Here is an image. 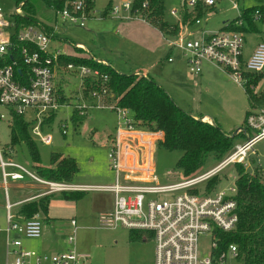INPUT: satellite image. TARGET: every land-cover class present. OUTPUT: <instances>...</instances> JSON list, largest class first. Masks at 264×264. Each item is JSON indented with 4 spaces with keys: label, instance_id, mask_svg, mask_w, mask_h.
<instances>
[{
    "label": "built area",
    "instance_id": "1",
    "mask_svg": "<svg viewBox=\"0 0 264 264\" xmlns=\"http://www.w3.org/2000/svg\"><path fill=\"white\" fill-rule=\"evenodd\" d=\"M197 0H181L178 7L168 10L176 30L172 35L160 31L171 48L177 49L183 58L187 72L197 75L203 62H208L226 72L241 85L249 98L264 94V84L248 79L245 72H261L264 68V40L257 43L248 57L243 59L245 38L240 32L229 30H198L193 36L182 20L181 9H191ZM212 5L214 0H202ZM22 1L14 7L13 13L22 14ZM61 24L68 23L83 27L91 18H103L102 11L95 9L94 0H62L60 7L46 6ZM147 7V0L134 6L132 0H111L106 17L118 20L138 19L149 24L141 8ZM233 7L238 9L237 2ZM259 10L254 12V20L260 18ZM195 19L193 24L199 23ZM240 23V21H239ZM2 27H8L3 32ZM13 21L4 20L0 15V54L10 52V30ZM58 26L36 18L24 25L15 34L21 42L17 55L23 64V74L17 67L18 60L11 59L0 65V119H9V109L23 117L29 112V131L32 138L50 144L51 134L43 133V126H49L55 113L64 108L76 110L85 115L91 108H106L115 114L113 132L107 141V166L113 173V180L107 184L76 183L64 180H47L34 175L22 164L12 160L11 146L0 148V177L4 187L8 180L21 179L27 175L44 186L43 194L87 191H108L112 194V205L107 211L98 213L101 225L115 227L120 225L128 230H142L150 233L153 242L151 264H230L237 259V247L230 243L220 250L219 232L233 230L238 222L236 184L206 190L207 181L224 173L229 165L241 162L244 166L247 152L258 140L264 139V106L253 109L246 118V124L255 129L253 136L226 154L211 167L181 179L160 182L156 176L153 150L161 136L158 130H149L135 123L127 107L111 102L112 93L102 87L100 91L89 90L82 93L83 78L106 75L97 73L85 65L59 61L60 52L49 48L54 30ZM74 47L81 48L77 43ZM82 49V48H81ZM170 60V58H168ZM60 72L72 73L65 81L77 80L73 97L57 92L56 84ZM61 123L60 133H66V123ZM11 168V169H9ZM15 203L4 196V224L0 225L3 253L0 264H88L87 255L74 248L75 220L70 219L71 232L66 236L69 244L65 250L52 253L39 252L23 246V239H36L41 235V219L38 213L29 217L13 210ZM209 236L206 254L198 249L202 235Z\"/></svg>",
    "mask_w": 264,
    "mask_h": 264
},
{
    "label": "rangeland",
    "instance_id": "2",
    "mask_svg": "<svg viewBox=\"0 0 264 264\" xmlns=\"http://www.w3.org/2000/svg\"><path fill=\"white\" fill-rule=\"evenodd\" d=\"M28 1L34 5L37 19L52 24L55 23L58 26L54 30L55 36L49 41V48L55 47L66 54H83L87 49L97 57L106 55L113 65L120 69L119 71H128L123 61L127 62L124 57L126 54L131 55V48L135 49L138 55L147 57V48L143 43L147 44L150 41L144 36L147 31L144 28L136 27L138 24H144L138 19L91 18L85 22L83 27H78L68 23L61 24L53 12L39 0ZM107 1L94 0L95 9L101 10ZM180 2L181 0L163 1L164 11L162 17L169 24H174V20L169 15L168 10L171 7H178ZM233 2H237L238 9L233 7ZM14 3V0H0V15L4 20L10 19L14 11ZM262 3H264V0H214L213 8H207L199 19L205 18L209 30L217 31L223 21L233 19L238 15L240 7L246 8ZM257 22L260 32L245 34L243 48L245 55L247 50L254 49L258 42L264 40V21ZM119 24H129L128 26L133 24V27L130 30L129 28L125 30V26L120 27ZM198 27L192 24L189 29L196 30ZM1 29L3 32L9 31L8 27H2ZM77 43L81 44L82 51L74 49ZM246 58L248 59L247 56ZM202 66L203 68L206 67L209 73L207 71L205 78L196 84L185 82L182 86L184 88L178 96L181 105L179 107L191 115H207V119L213 120L227 132L236 130L242 126L245 113L250 108L249 97L243 87L237 84L226 72L224 73L226 75L221 74V69L208 62H203ZM258 83L259 85L264 84V76ZM76 84L77 80L72 78L69 85H67L69 97H73L72 94ZM70 115V108L60 109L55 113L51 124L43 126V133L51 134L50 144H44L34 138L40 164L43 166L49 165L51 152L71 155L76 160L78 168L73 175L72 182L107 183L103 179H98L95 174L100 172V164H104V172L107 173L106 153L109 143L103 139L108 140L113 132L115 114L106 108L88 109L82 123L74 128L71 122L68 121L66 123V133L61 134V123H65L66 120L64 121V119ZM23 118L29 119V112H25ZM249 128L252 133L247 136L251 137L256 131L251 127ZM240 131L244 134L247 133L244 128H239L236 132ZM244 138L245 135L236 136V145L242 144ZM8 140V121L5 118L0 119V148H3ZM179 154L180 152L177 150L154 147V169L160 182L182 178L180 170L175 167V161ZM11 157L14 161L26 167H31L32 162L24 144L20 143L13 146ZM217 162L209 159L201 170H205ZM244 162L248 171L252 172L258 166L261 173L264 174V139L254 143L252 149L247 152ZM234 175L236 173L233 165H229L225 169L218 186L231 185L234 181ZM8 184L11 185L10 180H8ZM39 185L44 187L42 184ZM2 193L3 191L0 188V225L4 224V208L1 205ZM11 194L12 191H10ZM111 197L110 192L103 190L84 192L76 200H65L59 197L57 193L54 194L50 201L47 216L41 215L40 218V237L38 239H24L25 246L36 247L38 243L47 238L50 241V245H48L50 247L49 252L67 249L70 246L65 239L71 232L72 227L69 220L73 218L76 222L74 248L77 252L87 255L88 264H151L153 255V242L151 240H136L130 237L128 229L120 225L108 227L99 223L98 213L111 208ZM208 246L209 236L207 234L202 235L198 240L199 251L206 254ZM2 253L3 241L2 236H0V261L3 258ZM230 264H242V262L236 259L230 261Z\"/></svg>",
    "mask_w": 264,
    "mask_h": 264
},
{
    "label": "trees",
    "instance_id": "3",
    "mask_svg": "<svg viewBox=\"0 0 264 264\" xmlns=\"http://www.w3.org/2000/svg\"><path fill=\"white\" fill-rule=\"evenodd\" d=\"M22 1V14H11L13 27L11 33L10 52L0 54V65L7 64L11 59H17V67L20 74H23V64L20 56L17 55V46L21 42L16 41L15 34L24 25L36 20L35 8L28 0H14V7ZM43 5L60 7L62 0H39ZM111 0H108L101 12L103 18L106 17L107 8ZM144 0H132L134 6ZM163 1L147 0V7L141 8L149 24L164 34L172 35L176 30L175 24H169L163 19ZM211 5L197 0L193 8L181 9V17L188 25H192L195 19H199ZM259 10V22L264 21V3L246 8H239L238 15L225 21L220 30L246 33L260 32L258 22L254 20V12ZM240 21V23H239ZM75 50L82 51L81 48L74 47ZM61 64L74 63L85 65L94 69L99 74L106 75L105 80L98 77L83 78V95H87L89 90L100 91L102 87L112 93L111 102L117 106L127 107L136 124L149 130H158L161 136L156 147L165 150H177L180 152L175 161V167L180 170L182 177L190 176L200 171L208 160L219 161L226 154L235 149V137L238 135H248L252 130L246 125V118L249 113L258 107L264 106V94L260 97L249 98L250 108L246 111L240 128L242 131L227 132L214 121L202 119V115L194 117L181 109L171 99L168 93L158 85L150 75L136 72L122 73L111 66L109 62L94 59L90 54H60ZM70 72H60L56 84L57 92L61 95H68L67 81ZM252 81H259L263 78L264 72H245L244 74ZM64 77L66 79H64ZM75 90L72 95H74ZM63 96V95H62ZM7 146L24 144L27 148L31 167L35 174L47 180L71 181L73 175L78 170L76 160L71 155H63L59 152H51L49 155V165L43 166L39 162L35 141L29 131V121L20 114L9 109ZM84 115L77 114L76 110H71L69 120L74 128L82 123ZM241 133V134H239ZM254 162V161H253ZM236 173L235 199L237 202L238 222L233 230L219 232L220 250L225 249L228 244L233 243L237 247V260L242 264H264V174L258 166L254 171H248L241 162L233 164ZM222 174L211 177L206 185V190L216 188L222 180ZM59 197L76 200L82 196L83 192L64 191L57 193ZM54 193L45 194L37 199L22 203L17 212L29 217L35 213L46 216L48 202ZM130 237L136 240H149L150 233L142 230H129Z\"/></svg>",
    "mask_w": 264,
    "mask_h": 264
},
{
    "label": "crops",
    "instance_id": "4",
    "mask_svg": "<svg viewBox=\"0 0 264 264\" xmlns=\"http://www.w3.org/2000/svg\"><path fill=\"white\" fill-rule=\"evenodd\" d=\"M213 5H214V3L211 6L213 7ZM141 22H143V21H141ZM143 23L144 24H142V25L138 24V26H136V27L144 28L145 31H147V32H145L144 36L146 38H148L150 42H148L147 44L143 43V44H145V46L147 48V57H142V56L138 55L136 53L137 51L135 49L131 48V55L126 54V56L124 57V59H126L127 62L123 61V64L125 65V67L127 68L128 71H120V72H123V73L136 72L139 74L150 75L153 78V80L168 93V95L175 102V104H177L178 106L181 107V105L178 101L179 100L178 96H179V92H181V90L184 88L182 86L185 84L186 81L192 82L194 84H196L197 82H200V80L205 78V74L207 73L208 69L206 67L203 68V66H201V72L199 74H197V75L189 74L187 72L185 62H184L183 58L181 57V54L179 53V51L177 49L171 48L169 46V44L166 42V40L164 39V37L162 36V34L160 33V31L157 28L151 26L150 24H148L146 22H143ZM224 23H225V21H223L222 25ZM128 25L129 24H119L120 27L125 26V28H124L125 30H128V28L130 30V28L133 27V24L130 26H128ZM194 25L199 26V27H198V29L193 30L194 31L193 36L198 35L197 31L200 29L206 30V31L207 30L211 31L207 27V21L205 18L200 20L199 23L194 24ZM222 25L220 26V28L222 27ZM244 38H245V35H244ZM253 50L254 49L247 50L246 55L244 54V51H243V59H247L246 56L249 57ZM89 54L94 59L109 62L112 67H114L118 71L120 70L119 68H117L113 65L112 61L108 57H106V55H103V57H97L92 53V51L87 50V49H86V52L83 53L82 55L87 56ZM168 58H170V60H168ZM208 73H209V71H208ZM220 73L224 74L225 72L220 70ZM224 75H226V74H224ZM200 115H202L203 120L210 121L209 119H207V115H205V114H200ZM193 116L197 117L196 115H193ZM239 128H237L236 131L239 130ZM247 138H248V136L245 135L244 141ZM7 156L13 160V158L11 157V154H8ZM100 165H99L100 172L96 173L95 176H97L98 179H103L107 183H110L113 179L112 171L107 166L106 167L107 173H108L107 174L106 172H104V167H105L104 164L101 166ZM106 165H107V163H106ZM26 168L30 172H32L34 175H36L35 172L33 171L32 167H26ZM9 169H11V168H9ZM10 182H11V185L8 184V181H7L6 189L4 190V187H3V184L1 181V177H0V188L3 191V193L1 194V197H2V200H1L2 204L1 205L4 204V196H5V191H6L8 200L10 202L15 203L13 206L14 211H17L18 207L22 203H24L26 201L37 199V198L45 195L42 193L45 188L41 187L39 185L40 184L39 182H37L36 180H34L33 178H31L27 175H24L21 179L10 180ZM81 183H88V182H81ZM107 183H104V184H107ZM10 191H12V194H11L12 196L10 195ZM54 194H56V193H54ZM111 196H112V194H111ZM62 199H64V198H62ZM51 200H52V198L48 202L47 213H48V209H49V205L51 203L50 202ZM111 205H112V197L110 200V206ZM39 216L41 218L40 214H39ZM46 216H47V214H46ZM38 238H36V239H38ZM22 244L24 247L29 248V249H34V250L39 251V252L51 253L48 251V249L50 248L48 246V245H50V241L47 238H45L40 243H38V245H36V247H31V246L27 247V246H25L23 241H22ZM60 246H62V245H60Z\"/></svg>",
    "mask_w": 264,
    "mask_h": 264
}]
</instances>
